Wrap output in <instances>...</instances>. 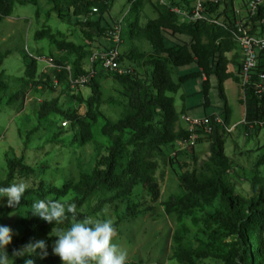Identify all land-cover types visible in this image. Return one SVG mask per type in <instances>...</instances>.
Instances as JSON below:
<instances>
[{"label": "rangeland", "instance_id": "1", "mask_svg": "<svg viewBox=\"0 0 264 264\" xmlns=\"http://www.w3.org/2000/svg\"><path fill=\"white\" fill-rule=\"evenodd\" d=\"M15 4L11 17H0V54H8L0 67V78L8 84L7 92L0 94V182L7 177L8 159L23 158L24 161L36 169V173L28 178L22 177L16 183H27V189L34 188L44 181L46 185L62 188L65 184H76L82 174H90L93 169L107 155L112 146L110 138L105 137L102 128L108 121L117 122L124 114L127 101L122 96V88L115 80V73L104 70L100 64L96 66L97 75L103 88L104 102L99 108V122L94 126L92 142L79 144L74 140L76 132L67 118L61 115H51L46 119L40 118L41 106L44 103L58 101V106L66 112H76L85 116L88 111L86 100L91 95L87 85L79 84L74 79L75 62L78 56L71 52L59 51L46 39L38 40L36 32L49 27L54 33H62L64 39L80 47L79 55L84 57L83 68L91 70V57L97 53L114 47L109 37L100 34L97 29L89 30L93 39L85 37L83 27L76 24V20L69 15L60 18L53 10L51 0H40L38 5ZM167 0H151L152 4ZM248 1V0H247ZM109 11H101L91 16V20L98 21L103 28H115L120 20L126 22L131 9L129 0H109ZM64 8L67 2L62 1ZM237 10H243V3L236 4ZM95 11V10H94ZM157 15L147 3L142 14L141 24ZM225 19L222 18V20ZM124 27V33L127 27ZM133 47L141 52L151 53L152 45L149 41H128L120 48V52L127 56ZM237 54V59L234 58ZM236 61L230 65V71L239 74L241 55L239 50L229 55ZM36 60L38 73L43 77L44 84L35 86L25 78L26 63ZM125 64L136 68L142 74L148 70L142 63L126 60ZM173 77L176 82L180 77L195 74L200 71L196 62L174 67ZM67 71L63 81L58 80V74ZM24 77V79H22ZM208 92L209 104L206 105L204 93V78L201 76L187 79L177 93H170L173 97L176 111L180 114L179 128L187 129L183 121L184 116L193 120L204 121L211 116H218L224 121L222 108L223 99L220 97L218 80L213 78ZM229 107L232 110L230 126H221L225 140V153L230 159L232 169L226 174V180L232 185L235 195L248 200L249 205H259L261 197L259 190L264 182L256 184L254 180L257 162L264 155V129L247 130L244 125L246 109L240 103L242 91L234 80L224 84ZM15 97H18L15 99ZM113 99V100H112ZM64 121L68 122L63 126ZM130 138V132L124 135L125 141ZM211 157V141L208 133H199L194 142L179 144L176 142L163 148V152L155 155L158 170L155 179L159 184L160 197L154 201L145 185H138L129 196L122 197L111 205H105L97 214H91L92 219H109L116 228L113 238L121 250L127 253V264H180L174 253L177 248L176 234L180 232L182 243L191 249H211L213 252L236 259V251L244 244L234 229L219 226L207 228L205 217L209 213H216L222 208L220 198L204 208H193L178 215L168 214L165 203L171 197H182L187 192L182 188L180 178L190 172L198 176L210 175L209 160ZM125 162V161H124ZM260 177L264 179V166L259 168ZM110 194H98L91 199L83 211L91 213L97 201ZM70 193L60 202L74 198ZM39 198H36L37 200ZM34 200V201H35ZM42 200H54L50 196ZM6 205V201H0ZM138 206L141 214L137 217L127 216L129 207ZM31 208H24L12 215L6 226L12 229L13 242L8 250L23 238L24 228L20 221L28 215ZM55 230L49 235H39L30 241L44 240L47 251L52 254L55 242ZM29 241V242H30ZM28 243V242H27ZM26 243V244H27ZM200 264H228L223 259L209 258L199 260ZM36 264H46L37 258Z\"/></svg>", "mask_w": 264, "mask_h": 264}, {"label": "trees", "instance_id": "2", "mask_svg": "<svg viewBox=\"0 0 264 264\" xmlns=\"http://www.w3.org/2000/svg\"><path fill=\"white\" fill-rule=\"evenodd\" d=\"M40 0H18L21 5H38ZM62 1L67 2L64 8ZM109 0H51L54 12L64 18L69 15L76 20V24L83 27L86 38L92 40L89 31L97 29L100 34L110 38L114 30L101 27L100 23L91 20V16L101 11H109ZM131 9L123 20L127 31L122 33L128 41L147 40L152 45L151 53L141 52L133 47L125 56L121 53L119 62L130 68L131 73H115V80L122 88V96L127 101L123 116L117 121H108L102 128V133L112 141L107 155L93 169L90 174H82L79 181L74 184H65L62 188L46 185L44 181L34 188L25 191L20 204L16 208H8L0 204V224L5 225L7 220L24 208H31L36 198L46 199L50 196L54 200L64 198L74 193V198L62 202L66 206L70 203L77 205L78 219L90 218L91 214L99 213L105 205H111L122 197L129 196L134 188L140 184L148 188L154 201L160 197L159 184L155 179L158 163L155 155L163 152V148L176 142H187L191 133L185 128L178 129L180 114L176 111L173 97L170 93H177L182 84L189 78L201 76L204 78L205 104H209L208 92L212 86L213 78L218 80L220 97L224 101L222 114L224 124L230 125L232 110L229 107L224 84L234 80L240 88L239 74L230 71V65L236 61L229 58L237 52L231 30L236 21V4L243 3L245 9L251 0H216L206 3V13L209 17L223 24H210L208 21H184L175 9L190 11L192 0H167L152 4L151 0H129ZM147 3H151L157 17L141 24L142 14ZM16 0H0V17L8 18L14 13ZM95 10V11H94ZM222 20V18H224ZM251 32H264V7L247 23ZM124 31V27H123ZM38 40L46 39L59 51L74 53L78 56L75 62L74 79L79 80L89 75L83 68L84 57L79 55L80 47L64 39L62 33H54L49 27L36 32ZM120 46V48H121ZM8 54H0V67ZM237 54L235 57L237 59ZM257 74L264 72V51L261 52ZM126 60L142 63L148 74H142L138 69L125 64ZM196 62L200 71L180 77L176 82L173 77L174 67H183ZM99 63H96L94 68ZM241 65L239 66L240 72ZM67 71L58 74V80L65 79ZM25 78L31 80L35 86L44 84L43 77L38 73L36 60L26 63ZM24 79V77L22 78ZM99 77H94L88 88L91 95L86 100L88 111L85 116L76 112L69 113L58 106V101L44 103L41 106L40 118L46 119L51 115H61L72 124L76 132V143L85 144L94 139V126L99 122V108L104 102L103 88ZM9 84L0 78V94L7 92ZM18 97H15V99ZM113 100V99H112ZM240 103L245 106V121L254 123L264 120V95L257 96L252 89L247 92V99L241 97ZM216 117L207 118L206 124L200 127L198 134L206 132V126L211 127L208 133L211 141V157L209 160L210 175L198 176L187 172L180 178L182 188L187 192L182 197L173 196L165 203L168 214L188 212L193 208H204L211 205L216 198L221 199L222 208L216 213H209L205 217L207 228L219 226L234 229L241 238L244 247L237 249L236 259L230 260L213 252L211 249H191L182 243L180 232L176 234L177 248L174 258L180 264H200L199 260L209 258L223 259L228 264H264V185L257 191L261 197L259 205H249L248 200L235 195L232 185L226 180V174L232 169L230 159L225 153V140L222 127L216 123ZM246 127V126H245ZM248 130V127H246ZM130 132V138L125 141L124 135ZM125 161V162H124ZM264 166V155L257 162L256 177L253 187L264 182L260 176L259 168ZM36 173V169L27 164L23 158L8 159L7 177L0 182V187H7L22 177L28 178ZM97 201L91 213L83 211L86 204L98 194H110ZM141 214L138 206L129 207L127 216L137 217ZM72 222L71 215L60 225L48 224L39 218L31 217L30 213L24 217L20 224L24 228L23 238L14 247L8 250L19 249L30 240L39 235H49L58 229H66ZM46 264H61L60 259L48 253L43 259ZM16 264H23L17 260ZM132 264V263H131Z\"/></svg>", "mask_w": 264, "mask_h": 264}, {"label": "clouds", "instance_id": "3", "mask_svg": "<svg viewBox=\"0 0 264 264\" xmlns=\"http://www.w3.org/2000/svg\"><path fill=\"white\" fill-rule=\"evenodd\" d=\"M27 183H11L0 187V201H6L8 208H16L27 190ZM31 217L39 218L48 224L60 225L71 215L72 222L66 229H58L52 254L61 264H127V253L113 242L116 228L109 219H92L76 216L77 205L67 206L58 200L37 199L31 204ZM11 228L0 224V264H36V259H45L48 255L44 240L30 241L11 254L8 247L13 242Z\"/></svg>", "mask_w": 264, "mask_h": 264}, {"label": "built area", "instance_id": "4", "mask_svg": "<svg viewBox=\"0 0 264 264\" xmlns=\"http://www.w3.org/2000/svg\"><path fill=\"white\" fill-rule=\"evenodd\" d=\"M216 0H192V9L190 11H182L175 9L181 15L184 21H208L210 24H223L206 13V3ZM264 7V0H251L248 6L243 10H237L235 25L231 30L232 39L237 46L241 55V68L239 72L242 97L247 99V92L252 89L254 93L262 97L264 95V72L257 74L258 65L260 63L261 52L264 51V32H251V27L247 24L251 18L255 17L260 8ZM123 20H120L114 30L111 32L109 41H113L115 46L109 47L104 51L97 52L91 57V70L89 75L84 76L78 82L85 86L89 85L91 80L97 75L94 68L96 63L106 71L124 74L131 73V69L120 64L119 57L121 55L120 46L122 43ZM183 121L187 125V130L191 133V138L187 142H179V144H188L194 142L200 127L206 124V121L193 120L189 116H184ZM216 123L226 127L224 121L216 117ZM63 126H67L68 122L64 121ZM244 125L250 131L256 129H264V120L249 123L244 120ZM207 133L211 132V127L206 126L204 129Z\"/></svg>", "mask_w": 264, "mask_h": 264}, {"label": "crops", "instance_id": "5", "mask_svg": "<svg viewBox=\"0 0 264 264\" xmlns=\"http://www.w3.org/2000/svg\"><path fill=\"white\" fill-rule=\"evenodd\" d=\"M231 123V122H230ZM230 126V125H229Z\"/></svg>", "mask_w": 264, "mask_h": 264}]
</instances>
